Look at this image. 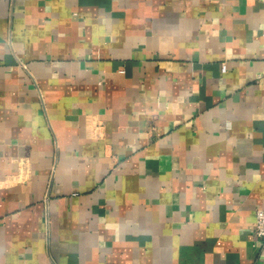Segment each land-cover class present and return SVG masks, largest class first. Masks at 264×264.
I'll return each instance as SVG.
<instances>
[{
	"label": "crops",
	"instance_id": "crops-1",
	"mask_svg": "<svg viewBox=\"0 0 264 264\" xmlns=\"http://www.w3.org/2000/svg\"><path fill=\"white\" fill-rule=\"evenodd\" d=\"M264 0H0V264H264Z\"/></svg>",
	"mask_w": 264,
	"mask_h": 264
},
{
	"label": "built area",
	"instance_id": "built-area-1",
	"mask_svg": "<svg viewBox=\"0 0 264 264\" xmlns=\"http://www.w3.org/2000/svg\"><path fill=\"white\" fill-rule=\"evenodd\" d=\"M254 234L262 241L264 246V208L256 211V228Z\"/></svg>",
	"mask_w": 264,
	"mask_h": 264
}]
</instances>
